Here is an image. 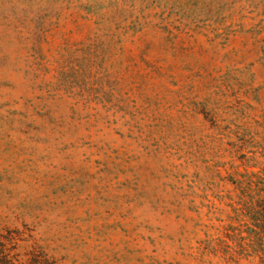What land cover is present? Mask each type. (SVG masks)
<instances>
[{
	"label": "rangeland",
	"instance_id": "1",
	"mask_svg": "<svg viewBox=\"0 0 264 264\" xmlns=\"http://www.w3.org/2000/svg\"><path fill=\"white\" fill-rule=\"evenodd\" d=\"M251 173L264 0H0V236L24 264H264L225 236Z\"/></svg>",
	"mask_w": 264,
	"mask_h": 264
},
{
	"label": "trees",
	"instance_id": "2",
	"mask_svg": "<svg viewBox=\"0 0 264 264\" xmlns=\"http://www.w3.org/2000/svg\"><path fill=\"white\" fill-rule=\"evenodd\" d=\"M239 190L233 210L235 215L225 227V236L236 241L239 253L250 248L251 253L264 255V177L251 173L236 181ZM9 237L0 236V264H24L17 253H12ZM264 259L263 256H259ZM29 262V261H28ZM34 264H51L47 259H37Z\"/></svg>",
	"mask_w": 264,
	"mask_h": 264
}]
</instances>
